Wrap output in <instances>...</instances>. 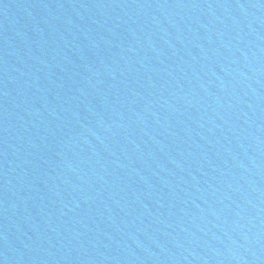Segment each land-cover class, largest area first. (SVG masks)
Returning <instances> with one entry per match:
<instances>
[{
  "label": "water",
  "instance_id": "95a60500",
  "mask_svg": "<svg viewBox=\"0 0 264 264\" xmlns=\"http://www.w3.org/2000/svg\"><path fill=\"white\" fill-rule=\"evenodd\" d=\"M204 159L264 264V0H96Z\"/></svg>",
  "mask_w": 264,
  "mask_h": 264
}]
</instances>
